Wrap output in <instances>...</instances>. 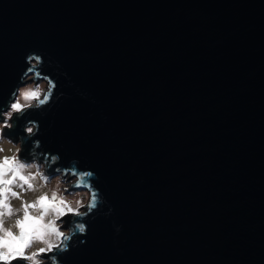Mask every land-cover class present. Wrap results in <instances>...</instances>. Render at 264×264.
<instances>
[{"label":"water","instance_id":"obj_1","mask_svg":"<svg viewBox=\"0 0 264 264\" xmlns=\"http://www.w3.org/2000/svg\"><path fill=\"white\" fill-rule=\"evenodd\" d=\"M29 51L114 209L64 264H264V0H0V105Z\"/></svg>","mask_w":264,"mask_h":264},{"label":"clouds","instance_id":"obj_2","mask_svg":"<svg viewBox=\"0 0 264 264\" xmlns=\"http://www.w3.org/2000/svg\"><path fill=\"white\" fill-rule=\"evenodd\" d=\"M25 63L0 105V264H64L61 256L87 243L89 222L114 209L97 186L96 171L80 167L77 157L65 163L39 138L41 123L30 114L50 110L65 93L44 72L53 61L43 53L29 51Z\"/></svg>","mask_w":264,"mask_h":264}]
</instances>
